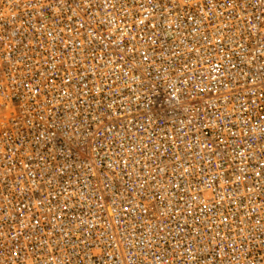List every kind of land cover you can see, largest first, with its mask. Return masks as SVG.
I'll list each match as a JSON object with an SVG mask.
<instances>
[{
	"label": "built area",
	"instance_id": "obj_1",
	"mask_svg": "<svg viewBox=\"0 0 264 264\" xmlns=\"http://www.w3.org/2000/svg\"><path fill=\"white\" fill-rule=\"evenodd\" d=\"M0 264H264V0H0Z\"/></svg>",
	"mask_w": 264,
	"mask_h": 264
}]
</instances>
